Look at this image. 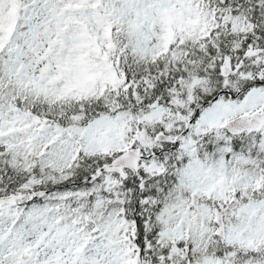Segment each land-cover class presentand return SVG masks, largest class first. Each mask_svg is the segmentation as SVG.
Listing matches in <instances>:
<instances>
[{
	"label": "snow or ice",
	"instance_id": "obj_1",
	"mask_svg": "<svg viewBox=\"0 0 264 264\" xmlns=\"http://www.w3.org/2000/svg\"><path fill=\"white\" fill-rule=\"evenodd\" d=\"M0 264H264V0H0Z\"/></svg>",
	"mask_w": 264,
	"mask_h": 264
}]
</instances>
